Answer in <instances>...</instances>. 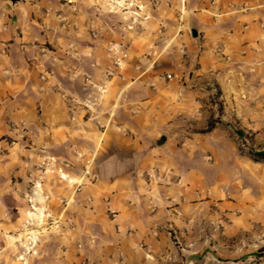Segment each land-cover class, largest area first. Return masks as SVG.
<instances>
[{"label": "crops", "instance_id": "obj_1", "mask_svg": "<svg viewBox=\"0 0 264 264\" xmlns=\"http://www.w3.org/2000/svg\"><path fill=\"white\" fill-rule=\"evenodd\" d=\"M141 1L116 20L101 0H0V264H26L31 231L28 264L199 263L201 142L224 124L200 129L264 109V0Z\"/></svg>", "mask_w": 264, "mask_h": 264}, {"label": "rangeland", "instance_id": "obj_2", "mask_svg": "<svg viewBox=\"0 0 264 264\" xmlns=\"http://www.w3.org/2000/svg\"><path fill=\"white\" fill-rule=\"evenodd\" d=\"M101 2L105 13L116 20L123 9L132 10V14L138 16L133 11L142 3L134 0ZM125 20L129 21L130 17ZM253 100L264 107V94ZM211 102L220 110L219 91L211 94ZM246 113L249 115L244 113L243 118L241 114L233 115L215 131L214 138L201 142L215 150V155L202 156V162L210 163L203 175L208 184L216 187L217 195L214 202L200 209L198 264H264V255H255L264 246V162L251 157L252 150H264V109ZM239 129L244 137L238 134ZM39 238L38 232L26 234L23 251L18 255L22 262L28 264V256L37 254L35 247Z\"/></svg>", "mask_w": 264, "mask_h": 264}, {"label": "built area", "instance_id": "obj_3", "mask_svg": "<svg viewBox=\"0 0 264 264\" xmlns=\"http://www.w3.org/2000/svg\"><path fill=\"white\" fill-rule=\"evenodd\" d=\"M136 2H141V0H134ZM160 0H151V5H156L159 3ZM135 2H132L134 5ZM136 10L134 11L135 13H140L141 11H144L146 6L142 3H138L136 5ZM145 17H148V14H145ZM108 54L113 62V64L116 67H121L125 63L126 58L128 57V49L126 46H124L121 43H112L111 45L108 46ZM86 84L87 86H90L94 88L96 91V94H88L87 97L84 99L82 102L84 107L91 110L98 102L99 94L104 92V86L101 84L96 83L91 77L86 78ZM58 172L60 173V178L62 180L68 181L70 183L75 184V181L71 178L68 177L64 172H62V169L59 168ZM85 264V263H82Z\"/></svg>", "mask_w": 264, "mask_h": 264}, {"label": "trees", "instance_id": "obj_4", "mask_svg": "<svg viewBox=\"0 0 264 264\" xmlns=\"http://www.w3.org/2000/svg\"><path fill=\"white\" fill-rule=\"evenodd\" d=\"M218 124H224L221 120L217 119H211L208 123L207 128H205L204 130H202L201 132H207L210 131L211 129H213L214 127H216ZM238 134L240 135V137H244V132L242 130H238ZM251 157L255 160V161H261L264 162V150H252L251 151ZM256 256H262L264 255V246L261 247L256 253Z\"/></svg>", "mask_w": 264, "mask_h": 264}, {"label": "water", "instance_id": "obj_5", "mask_svg": "<svg viewBox=\"0 0 264 264\" xmlns=\"http://www.w3.org/2000/svg\"><path fill=\"white\" fill-rule=\"evenodd\" d=\"M10 1H12L13 3H16L17 1H20V0H10ZM165 141H166V137H165V136H162V137L158 140V145H162Z\"/></svg>", "mask_w": 264, "mask_h": 264}, {"label": "bare ground", "instance_id": "obj_6", "mask_svg": "<svg viewBox=\"0 0 264 264\" xmlns=\"http://www.w3.org/2000/svg\"><path fill=\"white\" fill-rule=\"evenodd\" d=\"M35 214H36V212H35ZM41 214H42V213H41ZM41 214L38 216V218H40ZM31 215H33V214H31ZM35 216H36V215H35ZM35 216H33V217H35Z\"/></svg>", "mask_w": 264, "mask_h": 264}]
</instances>
